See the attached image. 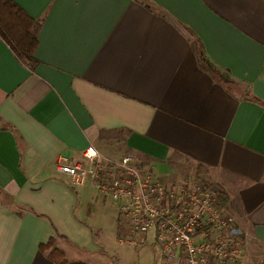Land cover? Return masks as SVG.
Returning a JSON list of instances; mask_svg holds the SVG:
<instances>
[{"label": "crops", "instance_id": "1", "mask_svg": "<svg viewBox=\"0 0 264 264\" xmlns=\"http://www.w3.org/2000/svg\"><path fill=\"white\" fill-rule=\"evenodd\" d=\"M12 1L40 27L32 66L0 35V264H54L49 239L118 264L117 206L55 169L90 144L215 187L264 264V0Z\"/></svg>", "mask_w": 264, "mask_h": 264}, {"label": "built area", "instance_id": "2", "mask_svg": "<svg viewBox=\"0 0 264 264\" xmlns=\"http://www.w3.org/2000/svg\"><path fill=\"white\" fill-rule=\"evenodd\" d=\"M55 169L71 185L90 181L110 197L126 224L127 244L152 241L167 264H244V232L215 187L190 178L167 185L130 155L109 156L91 144L82 160L58 157Z\"/></svg>", "mask_w": 264, "mask_h": 264}, {"label": "trees", "instance_id": "3", "mask_svg": "<svg viewBox=\"0 0 264 264\" xmlns=\"http://www.w3.org/2000/svg\"><path fill=\"white\" fill-rule=\"evenodd\" d=\"M40 27V20L29 17L12 0H0V35L7 42L15 56L34 65L36 60L33 53L37 47V31ZM53 239L41 244V252L50 250L48 257L54 264H83L79 262H68L62 251L52 248Z\"/></svg>", "mask_w": 264, "mask_h": 264}, {"label": "rangeland", "instance_id": "4", "mask_svg": "<svg viewBox=\"0 0 264 264\" xmlns=\"http://www.w3.org/2000/svg\"><path fill=\"white\" fill-rule=\"evenodd\" d=\"M197 167H191L190 173H196ZM111 211V210H109ZM110 213V212H109ZM113 218V232L119 243L114 242L111 249L114 250L119 258L118 264H167L159 255V250L156 246H151L150 243L143 246H136L127 244L124 238L127 236V228L124 220L119 215H111ZM104 233L107 228L102 227ZM123 240V242H122Z\"/></svg>", "mask_w": 264, "mask_h": 264}]
</instances>
